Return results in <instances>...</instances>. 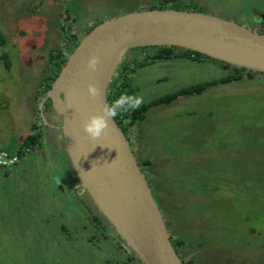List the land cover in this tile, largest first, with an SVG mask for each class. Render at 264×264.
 Here are the masks:
<instances>
[{"label": "rangeland", "instance_id": "1", "mask_svg": "<svg viewBox=\"0 0 264 264\" xmlns=\"http://www.w3.org/2000/svg\"><path fill=\"white\" fill-rule=\"evenodd\" d=\"M177 1L252 31L264 29V0ZM157 2L0 0V55L7 61L0 59V151L13 153L33 124L43 143L0 174V264H120L133 255L107 238L112 229L76 175L70 177L61 134L45 127H60V118L42 110L40 86L50 54H68L89 29ZM125 55L142 59L145 53ZM227 72L209 62L157 61L135 71L127 97L143 104ZM131 133V150L136 160L149 159L141 171L170 232L184 238L186 258L264 264V79L244 77L151 108Z\"/></svg>", "mask_w": 264, "mask_h": 264}, {"label": "water", "instance_id": "2", "mask_svg": "<svg viewBox=\"0 0 264 264\" xmlns=\"http://www.w3.org/2000/svg\"><path fill=\"white\" fill-rule=\"evenodd\" d=\"M176 47L264 75V34L193 11L145 10L96 25L78 43L44 96L61 117L64 148L80 186L142 264H182L129 142L113 117L96 138L84 132L90 117L109 108L106 92L125 53ZM95 58V70L89 68ZM94 85L99 95H88Z\"/></svg>", "mask_w": 264, "mask_h": 264}, {"label": "trees", "instance_id": "3", "mask_svg": "<svg viewBox=\"0 0 264 264\" xmlns=\"http://www.w3.org/2000/svg\"><path fill=\"white\" fill-rule=\"evenodd\" d=\"M185 9L180 6L179 2L177 0H158V2L149 8V10H166V9H173L177 11L181 10H191L193 12H200L197 11L195 8H187ZM92 30L89 29L85 35ZM252 31V30H251ZM260 33L264 34V29L260 30ZM74 42V41H73ZM79 43V42H78ZM78 43H74L73 46L69 45L70 52L66 54L60 52L56 53V55L50 54V59L48 61V73L44 75L41 82V96H44L47 90L50 88V85L60 72L61 67L66 62L68 56L72 53V51L75 49V47L78 45ZM5 44V39L0 33V47H3ZM67 47V48H68ZM68 48V49H69ZM140 50L141 52H144L145 55L142 59H137L136 57L128 58L126 55L123 56L120 64L118 65L117 69L115 70L108 88L106 92L108 107L110 108L113 106L114 102L118 101L121 96L127 97L133 92L132 88V78L137 69L144 68L148 65H151L157 61H172L176 59H185L190 62L194 63H202V62H209L211 64L218 65L222 70H228L229 72L224 73L220 77L216 79H212L209 81H203L198 82L195 84H189L186 86H183L173 92H170L160 98L154 99L152 101H149L147 103L139 104L137 108L129 109L126 112L118 111L117 114L113 117L114 121L116 122L117 126L123 133L126 140L129 142V139H132V130L145 119V116L147 112L154 107L160 106V105H168L172 103L173 101L181 98V97H187L192 95H200L204 91H206L208 88L217 86V85H225V84H231V83H238L240 81H243V78L246 77L249 80H254V78L264 79L263 74L254 73L252 71H248L245 69H241L238 67L230 66L228 64H224L222 62L213 60L211 58H208L206 56H203L201 54L183 50L176 47H142L138 49H131L129 52ZM66 51V49H65ZM6 55L1 54L0 59L5 62V65L7 64L6 61ZM47 109H50V102L49 100H45V103L43 105L42 110L47 111ZM30 134L27 135L17 146L16 150L13 153H9L11 155H15L18 158V162L14 163L11 166H0V174H7L11 172V168H15L16 165L20 162V159L23 157V153L26 151L28 153H31L32 151L36 150L39 152L42 149L43 143H42V132L39 130L37 131V125L33 124L30 126ZM134 136V140L135 135ZM133 141V139H132ZM138 142V140L136 141ZM135 142V143H136ZM134 142H132L130 145H133ZM135 156V153H133ZM136 158V156H135ZM137 164L141 170V168H149L150 161L149 159H143L141 161L137 160ZM73 172V171H72ZM74 174V173H73ZM147 181V180H146ZM149 188L150 184L149 181H147ZM151 189V188H150ZM152 194V191H151ZM153 196V194H152ZM89 197V196H88ZM154 198V196H153ZM91 200V199H90ZM155 200V198H154ZM156 202V200H155ZM157 203V202H156ZM158 205V204H157ZM103 218L102 215H100ZM99 216H92L91 220L92 223L101 226L102 229H105L106 227L101 224ZM105 220V219H104ZM164 220V219H163ZM106 221V220H105ZM107 222V221H106ZM165 226L168 231V237L170 244L177 254V256L180 258L182 264H195V258L189 254V257H185L183 255L184 251L187 250L185 244L184 238L181 236H176L173 233L170 232L169 229V223L164 220ZM108 226L110 224L107 222ZM111 227V226H110ZM61 231L67 232V228L64 225L60 226ZM106 230V229H105ZM69 234V233H68ZM107 238H110L108 230L105 232ZM70 235V234H69ZM119 239L120 237L116 235ZM176 236V237H175ZM88 241L91 240V238H87ZM121 240V239H120ZM122 241V240H121ZM124 247L125 243L122 241ZM93 245L92 243H90ZM135 260V261H134ZM105 264H116L112 263L111 261L107 260L105 261ZM120 264H142L141 261L133 254L132 256L126 257L125 261H121Z\"/></svg>", "mask_w": 264, "mask_h": 264}, {"label": "clouds", "instance_id": "4", "mask_svg": "<svg viewBox=\"0 0 264 264\" xmlns=\"http://www.w3.org/2000/svg\"><path fill=\"white\" fill-rule=\"evenodd\" d=\"M97 60L93 57L89 60V68L95 70ZM88 95L95 98L99 95V90L95 88L94 85L88 86ZM141 103L140 98L124 97L121 96L120 99L114 102L113 106L108 108L103 116L90 117L89 121L84 125V132L92 137L96 138L100 135L102 130L107 126V119L114 117L118 111L126 112L129 109H135Z\"/></svg>", "mask_w": 264, "mask_h": 264}, {"label": "flooded vegetation", "instance_id": "5", "mask_svg": "<svg viewBox=\"0 0 264 264\" xmlns=\"http://www.w3.org/2000/svg\"><path fill=\"white\" fill-rule=\"evenodd\" d=\"M50 111L55 115V120L57 121V117L58 118H60V126H61V117L60 116H58L57 114H55V112H53L52 111V109H51V106H50ZM46 128H51V130L52 131H56V132H59L60 134H61V131H60V127H56V126H54V127H50V126H45ZM61 138H62V136H61ZM62 142H63V140H62ZM64 145V144H63ZM65 149V148H64ZM26 153H28V152H26ZM65 154H66V151H65ZM67 155V154H66ZM68 158V157H67ZM69 161V160H68ZM70 163V162H69ZM71 165V164H70ZM72 168V167H71ZM70 171H73L72 169L70 170ZM74 172H71L69 175H70V177H74V175L75 174H73ZM110 227V226H109ZM110 229H112V227H110ZM108 233L110 234V235H112V237L115 239V242H116V244H117V247H118V245H119V247H120V249H123L124 248V246H123V243H122V241L116 236V238L113 236V233L115 234V232H114V230L112 229V232H110L109 230H108ZM116 235V234H115Z\"/></svg>", "mask_w": 264, "mask_h": 264}, {"label": "built area", "instance_id": "6", "mask_svg": "<svg viewBox=\"0 0 264 264\" xmlns=\"http://www.w3.org/2000/svg\"><path fill=\"white\" fill-rule=\"evenodd\" d=\"M24 154H26V151ZM16 162H18L17 156L11 155L5 151H0V166H11Z\"/></svg>", "mask_w": 264, "mask_h": 264}]
</instances>
